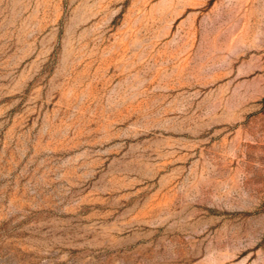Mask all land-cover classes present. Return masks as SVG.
I'll return each mask as SVG.
<instances>
[{"label": "rangeland", "instance_id": "rangeland-1", "mask_svg": "<svg viewBox=\"0 0 264 264\" xmlns=\"http://www.w3.org/2000/svg\"><path fill=\"white\" fill-rule=\"evenodd\" d=\"M0 264H264V0H0Z\"/></svg>", "mask_w": 264, "mask_h": 264}, {"label": "bare ground", "instance_id": "bare-ground-1", "mask_svg": "<svg viewBox=\"0 0 264 264\" xmlns=\"http://www.w3.org/2000/svg\"><path fill=\"white\" fill-rule=\"evenodd\" d=\"M132 105V104H131ZM107 117V116H106ZM101 126V125H100ZM97 129V128H96ZM107 129V128H106ZM101 130V129H100ZM109 130V129H108ZM92 131H94V130H92ZM98 131H99V129H98ZM105 131V130H104ZM97 133V132H96ZM105 133H106V131H105ZM115 134V133H114ZM109 135V134H108ZM112 135V134H111ZM115 136H117V134H115ZM113 137V136H112ZM107 138H109V137H107ZM117 139V138H116ZM100 140V139H99ZM102 140V139H101ZM110 141V140H109ZM106 142V141H105ZM111 142V141H110ZM122 142V141H121ZM96 143H98L97 141H96ZM123 144V143H122ZM104 145V144H103ZM119 145V144H118ZM126 147V146H125ZM117 148V147H116ZM128 148V147H127ZM121 149H123V148H121ZM114 151V150H113ZM115 151H117V150H115ZM120 152V151H119ZM117 153H118V151H117ZM136 153V152H135ZM147 153V152H146ZM140 154V153H139ZM122 158V157H121ZM127 159V158H126ZM125 160V159H124Z\"/></svg>", "mask_w": 264, "mask_h": 264}]
</instances>
